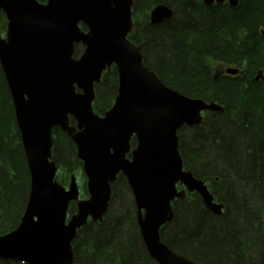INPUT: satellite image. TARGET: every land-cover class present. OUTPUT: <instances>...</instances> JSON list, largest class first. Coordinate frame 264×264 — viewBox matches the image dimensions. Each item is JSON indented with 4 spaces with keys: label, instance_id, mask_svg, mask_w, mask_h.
<instances>
[{
    "label": "water",
    "instance_id": "1",
    "mask_svg": "<svg viewBox=\"0 0 264 264\" xmlns=\"http://www.w3.org/2000/svg\"><path fill=\"white\" fill-rule=\"evenodd\" d=\"M202 1L208 7L227 3L236 9L240 4ZM135 5V0H0V13L8 20L6 36L0 35V66L30 176L21 222L0 236V260L74 264L78 232L90 221H103L120 174L133 194L147 253L157 264H195L162 241V229L175 219L176 200L196 193L206 210L223 215L224 204L185 170L179 133L201 126L204 113L224 109L168 87L144 64L143 46L129 40L135 32ZM174 14L170 6L160 5L150 15L151 24ZM79 45L84 51L77 57ZM112 67L118 77L115 103L99 115L93 108L96 87ZM224 73L240 72L228 68ZM262 77L259 73L256 81ZM54 129L76 146L87 179L86 200L74 178L68 188L56 180Z\"/></svg>",
    "mask_w": 264,
    "mask_h": 264
},
{
    "label": "trees",
    "instance_id": "2",
    "mask_svg": "<svg viewBox=\"0 0 264 264\" xmlns=\"http://www.w3.org/2000/svg\"><path fill=\"white\" fill-rule=\"evenodd\" d=\"M135 1L136 30L129 40L143 46L144 64L168 87L224 109L205 113L201 126L185 128L179 137L184 131L193 132L187 142L180 138L184 168L208 185L216 201L225 205V213L215 216L198 194H187L186 201H176L181 210L163 228L162 241L195 264H264V255L261 262L255 258L256 252L264 254V81H256L264 73V0H240L236 9L228 4L208 7L202 0ZM160 5L170 6L178 21L152 25L150 15ZM7 28V17L0 13V35H6ZM228 68L240 73L223 74ZM117 87L112 68L96 88L97 114L113 106ZM52 153L66 179L62 185L77 176L80 195L88 198L76 146L57 129ZM61 162L70 169L64 177ZM122 183L128 189L121 178L115 195ZM29 192L21 133L0 66V236L19 226ZM113 201L104 221L90 222L78 232L74 264H157L145 249L135 216L123 217V205L119 213L111 211ZM71 209L76 212L74 203ZM170 226H176V234L167 239ZM0 264L22 263L0 260Z\"/></svg>",
    "mask_w": 264,
    "mask_h": 264
},
{
    "label": "rangeland",
    "instance_id": "3",
    "mask_svg": "<svg viewBox=\"0 0 264 264\" xmlns=\"http://www.w3.org/2000/svg\"><path fill=\"white\" fill-rule=\"evenodd\" d=\"M171 19H173V20H177L176 18H174V17H172ZM178 21V20H177ZM83 28V27H82ZM8 29V28H7ZM3 37H5V34H4V36ZM76 48L77 49H79V52H78V54H77V57H79L82 53H83V51H84V47L82 46V45H79V46H76ZM81 49V50H80ZM19 129V128H18ZM65 135V134H64ZM193 135V132H190V131H184V132H182L181 133V135H180V138H181V140H184L185 142H187V141H189L190 140V138H191V136ZM22 141V140H21ZM25 154V153H24ZM26 158V157H25ZM58 164H60L61 165V167H62V169L63 170H65V171H63L64 172V174L62 175L63 177L65 176V174L66 173H70V169H66V167H65V165L61 162V163H58ZM82 171H83V169H82ZM29 172V171H28ZM30 177V176H29ZM56 177L58 178L57 180V182L61 185V186H63V187H65V188H68L69 186H70V184L72 183V179L74 178L75 179V181H76V183H78V187H79V183H80V178L78 179L77 178V176H72L71 177V179L70 180H68V182L65 184V185H62V184H64V181L66 180L65 179V177H64V179L61 177V173L59 174V172H58V170H57V175H56ZM59 177H60V179H61V181H59ZM84 177H85V179H86V176H85V174H84ZM86 184H87V179H86ZM118 184V183H117ZM128 186V185H127ZM116 187V186H115ZM79 190H80V192H81V189H80V187H79ZM114 191H115V188H114ZM87 193H88V188H87ZM115 195V194H114ZM127 197H128V199H127ZM80 198L82 199V200H86V199H88L89 198V195H88V198H86V199H83L82 197H81V195H80ZM113 204H112V208H111V211H114V212H117V213H119V211L121 210V206L123 205L124 206V210H122L121 212V214L123 215V217H129V216H131V217H134L135 216V218H136V221H137V210H136V205H135V201H134V197H133V194H132V192L130 191V188L128 187V189L124 186V184L122 183V185H118L117 186V188H116V195H115V197L113 196ZM130 203V204H129ZM111 204V203H110ZM173 207H174V211H175V216H176V211H178V210H181V208H180V205H178V203H173ZM224 213H225V211H224ZM104 221V220H103ZM126 224V226H125V228H126V230H130V227L128 226V224L127 223H125ZM174 224V223H173ZM137 226H138V223H137ZM263 226H264V220H263ZM178 227V226H177ZM175 228H176V226H170V227H168L167 228V230L165 231V233L167 234L166 235V238L167 239H171V237H175V234H176V231H174L175 230ZM138 230H139V228H138ZM140 233V232H139ZM141 236V235H140ZM263 255L264 254H260V253H255V258H257V259H260V262H261V260H262V258H263ZM7 262V261H6Z\"/></svg>",
    "mask_w": 264,
    "mask_h": 264
},
{
    "label": "flooded vegetation",
    "instance_id": "4",
    "mask_svg": "<svg viewBox=\"0 0 264 264\" xmlns=\"http://www.w3.org/2000/svg\"><path fill=\"white\" fill-rule=\"evenodd\" d=\"M109 72H111V71H109ZM105 74H107V72L104 73V75H103V77H102V82H103V80H104ZM100 84H101V83H100ZM100 84H99V85H100ZM96 88H97V87H96ZM114 103H115V102H114ZM113 105H114V104H113ZM112 107H113V106H112ZM112 107H111V108H112ZM103 115H104V114H103ZM71 123H72V122H71ZM72 124H73V123H72ZM133 141H135V140H133ZM133 144H134V143H133ZM134 146H135V145H134ZM121 178H124V177L120 174V176H119V180H120ZM117 183H118V182H116V183L112 186V189H113V193H114V194H115V192H114V188H115V186H116ZM179 189H180V190H183L181 186L179 187ZM188 194H189V193H188ZM187 197H188V196H187ZM186 199H187V198H186ZM185 201H186V200H185ZM175 203H176V201L174 202V204H175ZM223 214H224V213H223ZM163 230H164V229H162V231H161V235H162V233H163ZM142 241H143V240H142ZM143 244H144V242H143ZM144 246H145V245H144ZM167 246H168V245H167ZM145 249H146V247H145ZM146 251H147V250H146ZM173 251H174V250H173ZM174 252H175V251H174Z\"/></svg>",
    "mask_w": 264,
    "mask_h": 264
},
{
    "label": "bare ground",
    "instance_id": "5",
    "mask_svg": "<svg viewBox=\"0 0 264 264\" xmlns=\"http://www.w3.org/2000/svg\"><path fill=\"white\" fill-rule=\"evenodd\" d=\"M83 172H84V170H83ZM204 182V181H203ZM208 186V185H207Z\"/></svg>",
    "mask_w": 264,
    "mask_h": 264
}]
</instances>
